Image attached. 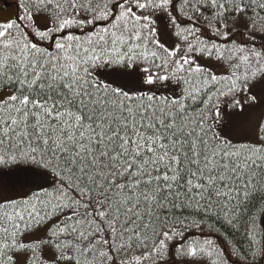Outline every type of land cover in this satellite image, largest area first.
Instances as JSON below:
<instances>
[{
    "label": "snow or ice",
    "instance_id": "6c2138e0",
    "mask_svg": "<svg viewBox=\"0 0 264 264\" xmlns=\"http://www.w3.org/2000/svg\"><path fill=\"white\" fill-rule=\"evenodd\" d=\"M21 166L0 264H264V0H4Z\"/></svg>",
    "mask_w": 264,
    "mask_h": 264
},
{
    "label": "trees",
    "instance_id": "16d2710c",
    "mask_svg": "<svg viewBox=\"0 0 264 264\" xmlns=\"http://www.w3.org/2000/svg\"><path fill=\"white\" fill-rule=\"evenodd\" d=\"M14 3V0H9ZM4 6V0H0V8ZM7 174L6 183L13 184V187L23 186L26 183L37 184L38 174L34 170H29L23 166L12 170H3Z\"/></svg>",
    "mask_w": 264,
    "mask_h": 264
},
{
    "label": "rangeland",
    "instance_id": "374dc122",
    "mask_svg": "<svg viewBox=\"0 0 264 264\" xmlns=\"http://www.w3.org/2000/svg\"><path fill=\"white\" fill-rule=\"evenodd\" d=\"M4 172V171H3ZM0 172V183L7 185L2 191H0V195L7 197H19L25 195L29 190H33L36 186L43 183V178L38 175L37 184L26 183L25 185L13 187V184L6 183L7 174Z\"/></svg>",
    "mask_w": 264,
    "mask_h": 264
}]
</instances>
